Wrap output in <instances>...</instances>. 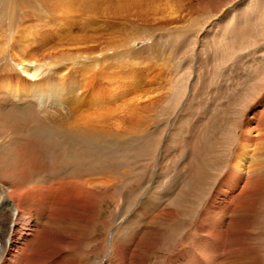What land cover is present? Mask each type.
<instances>
[{
    "label": "bare ground",
    "instance_id": "1",
    "mask_svg": "<svg viewBox=\"0 0 264 264\" xmlns=\"http://www.w3.org/2000/svg\"><path fill=\"white\" fill-rule=\"evenodd\" d=\"M0 13L18 19L13 30L0 31V264H78L105 200L111 201L106 227H124L98 264H151L158 249L168 254L158 264H264V70L236 96L233 120L227 119L213 149L198 147L196 170L182 190L206 202L196 222L174 229L162 226L178 219L175 208L188 201L181 197L172 202L177 207L162 208L158 194L142 196L155 185L151 177L114 220L122 202V194L110 191L115 177L104 168L79 170L82 152L65 142L118 141L138 135L150 120L177 115L196 99L195 64L183 76L168 77L164 85L154 83L140 94L108 89L93 93L84 104L48 76L73 65V75L79 71L84 77L101 65L102 81L113 82L108 62L133 53L141 40L152 41L149 33L154 32L189 38L192 48L211 44L229 59L256 54L261 50L255 48L264 45V0H0ZM84 15L117 19L136 32L126 27L121 35L72 34L75 17ZM31 16L42 27L60 20L57 26L64 33L57 35L59 42L41 47L28 42ZM263 55L257 59L264 61ZM184 119L179 116V122ZM180 124L167 130V143L177 146L183 134L189 135ZM164 146L158 167L167 155ZM189 228L197 235L182 245ZM86 252L95 254L99 248Z\"/></svg>",
    "mask_w": 264,
    "mask_h": 264
},
{
    "label": "rangeland",
    "instance_id": "2",
    "mask_svg": "<svg viewBox=\"0 0 264 264\" xmlns=\"http://www.w3.org/2000/svg\"><path fill=\"white\" fill-rule=\"evenodd\" d=\"M235 8L237 11H239L240 9L238 8V6H236ZM30 18L31 19H28L26 21L30 26L29 31L31 33H29L30 37L28 38V42L32 43L36 47L44 46L43 44L45 42L52 45H55L59 42V40L57 39V35H61L62 33H64V31H62L61 29L62 27H60V20L57 22H49L47 25H43L42 27V25L36 26L37 23L33 22L35 21L34 16H31ZM90 18L92 17H89L87 15L79 16V18L78 16L75 17V25L72 29V34L96 35L100 33L121 35L123 34L122 32L126 27L129 28L128 32L132 31V29H130V26H125V23L123 24L122 21H119L117 19H113L115 21L114 22L112 18H105L104 20L101 18L91 20ZM87 19H90V21H87ZM110 20L111 22L109 23ZM241 20H243V18L240 19V22ZM17 23L18 19H11L10 21L7 15H3L0 13L1 32H9L10 30H13L14 26H16ZM57 23H60V25L57 26ZM116 23H120V25H116ZM133 31L136 32L135 30ZM143 35L145 34L143 33ZM149 35L152 41L145 40L144 42V40H141L137 44V46L133 47L136 48L133 53L125 54L120 58H114L113 60L108 62L109 65L112 66L110 68L112 72L109 71L108 77L110 78L108 79L113 80V82H109L108 80L102 81L101 75L102 72L104 73L105 71L101 65L93 68L90 71H86L87 73L84 77L79 74V71L76 72L75 75H73V65L67 67L65 71L60 72L61 75L49 74L48 76L51 82L56 80L59 86L61 85V89H63L62 91L64 92V94L73 93L76 95L75 101L79 104H84L87 103L89 99H91L93 93H98L99 91H108V89L110 91L114 89L116 91L120 90V92L123 91L122 93L126 95H135L136 93L140 94L142 91L147 90L148 88H151L152 86L157 84V82H160L162 85H164V82L168 77L172 76L171 78L175 80L179 75L183 76L182 74H184L187 70H191V67H193V65L195 64L192 75L193 77L197 76L199 78V84H196L197 87L193 86L195 87V89H192L195 93L194 95L196 99L192 101L191 105L185 108L186 110L182 109L177 115L170 118L166 117L165 119L159 120L158 122H155L154 119L150 120L148 126L138 134L139 136H130L126 139L118 141L100 140L98 141V143L94 142L88 144L87 142L82 143L81 140H77L76 142H74L70 138L65 142L67 148H73L75 149L74 151H78L79 153L82 152L81 155L83 156L80 159V165H77V167H79V170L92 168L91 170L95 169L94 171H96V169L99 170L104 168L110 177H115L116 181L114 182L116 184L114 183V185L111 186L110 191H115L117 194H122V202L118 211L112 214L114 220L119 218L120 215L126 211L130 203L128 201H131L130 197H133L132 195H134L137 191L139 192L141 187L146 184L148 179H151V177H153V180L156 181L154 187L150 189L148 193H142V196L151 198V196H154V194H158V196H160L159 199H161L158 203L162 208L168 207L169 204L174 208L178 206L177 208H175L179 210L177 212L180 213L178 219H175L168 226H162L163 229L164 227L165 229L167 227H169L168 229H174L175 226L181 227L180 225H186L189 222H196L198 219L197 212L200 210V208H202L203 204L205 205L206 200L192 198L186 195L183 192L182 188H184L183 186L187 179L194 175V172L196 170L194 157H196L195 155L198 154L196 153L198 152V149H213V147L218 143V135H220L225 127L233 120L232 105L238 98L236 96H238L244 90L243 87H245L246 83L251 80L253 76L255 77L256 74L258 76V74H260V72L264 70V61H261L262 58L261 60L257 59L258 55L260 56L264 54V48L262 49L264 45L255 48V50H261V52H257L259 53L258 55H256L257 53L253 54L251 52L250 54H248L244 52L238 56L230 55L229 59L226 53H221V48H211V44L192 48L193 45L191 44L189 38L181 41V39L175 40L174 38L171 39L168 36L160 37L162 34L159 35L157 32L151 34L149 33ZM167 37L169 38V40L166 39ZM163 38L165 40H163ZM67 40L68 38H64L63 42L66 43ZM188 40L190 42H188ZM191 49H194V51ZM40 53H43V51H41ZM158 66L159 68H157ZM63 67L61 66L57 69H61ZM17 71L18 70L15 71L16 74H18ZM14 77L15 76L13 75L12 78ZM180 115L186 118L180 121L183 127L179 122ZM228 118L230 122L227 120ZM178 123L180 124L181 128L186 129V132H188L190 136L188 134L187 136L183 134V142L180 140L178 145L176 146L173 143H171V145L170 143L166 142L165 134L167 130L172 131L174 125L177 124L176 126H178ZM168 125L170 128L168 127ZM211 144H213L214 146H212ZM164 145H166L165 149L167 151L165 152V155H167L161 162L160 167H162L160 168L158 167V160L160 156L159 152L162 150V148L165 147ZM130 168H132V171L130 170ZM151 173L153 176L151 175ZM154 174L158 176L156 177ZM164 179H167L166 184L163 183ZM176 179H179L180 181L176 182ZM173 180L175 182H173ZM181 197L188 202H184L183 205L177 206L175 203L174 205L172 204V202ZM192 201L194 202V204ZM162 202L164 203L162 204ZM188 203H190V205ZM110 209L111 201L105 200L102 204L96 226L90 235L92 239L88 240L84 245L83 250L85 252L80 255L78 264H98V261L106 258L116 239L121 236L120 234L124 227L123 225H116L115 223H111L110 226L106 227L108 214L111 211ZM196 235V232L193 231L192 228L187 229L186 235L183 236L180 241L181 244L186 245L187 242H190L192 238L194 239ZM179 238L180 237H178V239ZM262 243H264V240ZM162 246L163 245H161L160 248ZM95 248H99L98 253L94 254L86 252L87 249L93 250ZM166 255L168 254L163 251V249H158L154 253H152L150 263L158 264L161 258Z\"/></svg>",
    "mask_w": 264,
    "mask_h": 264
}]
</instances>
